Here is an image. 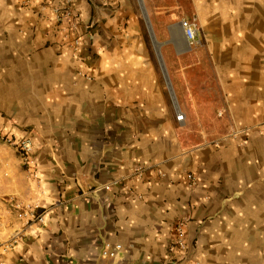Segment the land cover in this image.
<instances>
[{"label": "crops", "instance_id": "0c3cea01", "mask_svg": "<svg viewBox=\"0 0 264 264\" xmlns=\"http://www.w3.org/2000/svg\"><path fill=\"white\" fill-rule=\"evenodd\" d=\"M66 2L0 0V138L34 160L0 139V264H264V0H71L76 51Z\"/></svg>", "mask_w": 264, "mask_h": 264}, {"label": "built area", "instance_id": "2783aa9c", "mask_svg": "<svg viewBox=\"0 0 264 264\" xmlns=\"http://www.w3.org/2000/svg\"><path fill=\"white\" fill-rule=\"evenodd\" d=\"M55 26L57 31L62 37V40L72 46L73 50H78L82 47V34H81V20L78 12L73 8L71 0H67L64 8L57 10L55 15ZM179 26L183 32V35L187 41L188 48L192 49L199 43L197 39L196 24L187 19H181ZM182 116H177V120H182ZM1 141L10 146L25 167L31 168L34 163L33 160V142L28 137H22L19 139L0 138ZM140 171V169H137ZM43 216L31 215V221L35 223H43ZM183 223H179L177 230L180 238L182 237ZM15 237L10 238L9 243H15ZM179 245H182V241H179ZM122 250V246L116 244L111 246L105 244L102 250V256L105 258H116L118 253ZM199 264V263H195Z\"/></svg>", "mask_w": 264, "mask_h": 264}, {"label": "water", "instance_id": "95a60500", "mask_svg": "<svg viewBox=\"0 0 264 264\" xmlns=\"http://www.w3.org/2000/svg\"><path fill=\"white\" fill-rule=\"evenodd\" d=\"M164 74H166V71L164 70Z\"/></svg>", "mask_w": 264, "mask_h": 264}, {"label": "rangeland", "instance_id": "374dc122", "mask_svg": "<svg viewBox=\"0 0 264 264\" xmlns=\"http://www.w3.org/2000/svg\"><path fill=\"white\" fill-rule=\"evenodd\" d=\"M1 136V135H0Z\"/></svg>", "mask_w": 264, "mask_h": 264}]
</instances>
